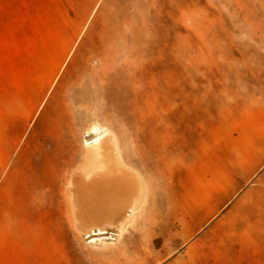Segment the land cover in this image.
Wrapping results in <instances>:
<instances>
[{
  "label": "rangeland",
  "instance_id": "obj_1",
  "mask_svg": "<svg viewBox=\"0 0 264 264\" xmlns=\"http://www.w3.org/2000/svg\"><path fill=\"white\" fill-rule=\"evenodd\" d=\"M94 121L150 190L144 237L91 258L58 176ZM151 223L178 231L173 252ZM144 248L165 256L151 264H264V0H0V264H135Z\"/></svg>",
  "mask_w": 264,
  "mask_h": 264
},
{
  "label": "bare ground",
  "instance_id": "obj_2",
  "mask_svg": "<svg viewBox=\"0 0 264 264\" xmlns=\"http://www.w3.org/2000/svg\"><path fill=\"white\" fill-rule=\"evenodd\" d=\"M147 170L154 171L152 167ZM58 180L61 214L77 233L90 240L91 249L84 251L87 257L108 253L111 244L121 240L129 230L133 235L144 237L143 232L131 229L136 217L146 210L150 183L123 159L117 140L107 127L97 121L87 126L81 157L70 161ZM42 194L53 197L50 189ZM150 227V244L162 246L168 253L173 252L175 248L168 245L174 244L178 231L165 237L156 233L154 224L151 223ZM139 253L135 264H151L155 258L161 262L165 257H157L149 248L141 249Z\"/></svg>",
  "mask_w": 264,
  "mask_h": 264
}]
</instances>
